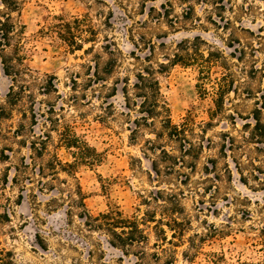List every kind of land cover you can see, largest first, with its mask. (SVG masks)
I'll return each instance as SVG.
<instances>
[{
	"label": "rangeland",
	"instance_id": "1",
	"mask_svg": "<svg viewBox=\"0 0 264 264\" xmlns=\"http://www.w3.org/2000/svg\"><path fill=\"white\" fill-rule=\"evenodd\" d=\"M21 2L20 12L13 15L24 25L23 78L14 82L0 65V247L13 251L15 264L136 263L134 255L109 244L106 232L89 229L76 210L67 214L68 199L62 197L75 183L94 216L114 207L141 216L146 209L142 197L157 190L175 195L182 207L176 216L188 222L182 240L173 239L177 245L162 246L174 255V264L264 260V142L250 133L251 113L264 103V0H195L196 20L176 29L151 17L149 7L158 8L162 0L148 1L145 7L139 0ZM184 5L173 0L174 14L181 16ZM75 18L88 37L81 50H72L57 33L60 23ZM195 36L206 42L201 44L205 55L222 54L219 64L211 65L207 93L197 87L196 66L171 65L157 76L172 122L189 120L195 133L190 138L203 149L193 168L164 160L158 161L156 174L151 161L158 160V150H148V140L177 157L178 145L165 137L155 140V130L140 119L138 107L126 106L122 80L132 82L140 68L130 52L144 57L150 53L148 43L154 42L150 61L156 66L167 62L165 55H172L176 43ZM133 39L141 48L133 46ZM112 43L121 54L115 52L116 65L105 73L109 55L103 46ZM222 76L231 90L210 117ZM10 87L23 93L12 104ZM70 130L95 149L100 161L77 165L74 176L57 170L60 179H52L49 161L74 162L71 151L60 145L61 134ZM24 161L28 165L21 168ZM153 225L145 227L146 249L157 251L161 264L166 254L153 247Z\"/></svg>",
	"mask_w": 264,
	"mask_h": 264
},
{
	"label": "trees",
	"instance_id": "2",
	"mask_svg": "<svg viewBox=\"0 0 264 264\" xmlns=\"http://www.w3.org/2000/svg\"><path fill=\"white\" fill-rule=\"evenodd\" d=\"M148 1L155 0H139L141 5L145 7ZM184 5V10L181 16L174 14L173 0H162L159 7H149L151 17H157V20H164L167 27L176 29V27L185 24L186 20L192 22L196 20L194 16V5L191 4L195 0H178ZM206 2L207 0H200ZM22 7L21 0H0V65L3 73L12 78L14 82H18L23 78L24 60L26 54L24 52L23 35L24 25L16 21L13 13H19ZM74 23V25L72 24ZM195 23V22H194ZM80 20L78 18L73 19L72 22L60 23L58 27L59 37L65 41V43L72 50H81L83 48L82 42L87 40L88 37H83V30L80 27ZM92 34V33H91ZM94 40V39H93ZM92 40V41H93ZM139 41H132L133 46L139 49L141 46ZM113 47H108V44L103 46L106 53L109 55L108 60L105 62L107 69L105 73L110 72L116 65L115 52L121 54L120 50L114 43ZM144 45L146 43H143ZM201 44L206 42L199 36H195L193 40L184 39L176 43L172 55H165L167 62H157L156 66L150 61V56L154 54L155 43L150 41L148 43L150 53L144 57H140L139 54H135L134 51L130 52L132 59L139 61L140 68L133 74L134 80L131 82L129 78H124L123 87L121 88L126 106L129 108L131 105L138 107V111L142 114L140 119L145 122L146 126H152L154 131L155 140L165 137L170 142H174L178 145L180 152L179 157L172 155L160 142L148 140L147 149L154 153L157 149V159L151 161V167L157 174L159 172L158 161L169 160L173 163L187 166L191 168L195 166V160L198 159L203 145L195 143L190 138L193 136L194 131L189 120H185L180 124L172 122L170 117V111L167 101L164 99L160 83L157 74H162L169 66L180 65L182 67L196 66L199 72L198 89L202 94L207 93V89L204 86L205 82L211 81L210 68L213 64H219V60L222 57L220 52L208 51L205 55L201 51ZM164 45V43H159ZM93 47L85 49V52L92 51ZM218 57V59H217ZM147 62V63H144ZM225 76H222V80L216 81L218 87L216 89L217 97L213 100L215 110L210 113V117L218 112V109L222 107L223 97L229 92L230 85L223 80ZM102 85H104L102 83ZM22 86V85H21ZM18 86L20 90L23 87ZM54 90L53 83L50 84ZM131 88V92L129 91ZM115 92L112 95H115ZM22 94L18 91H14L13 87H10L7 97L9 98V104L15 103L16 100L22 98ZM264 109V103L259 107H256L251 113V119L253 125L251 126V136L257 142H264V120L262 119V110ZM159 124L158 128H155V122ZM250 127V123H247ZM204 131V130H201ZM204 137V136H201ZM60 145L65 149L71 151L74 156V162L62 163L59 159L54 158L47 163V170L50 172L52 179H60L58 177V171H62L68 176H71L75 172V168L79 164L93 165L100 161V155L91 148L88 143L81 139L76 133L70 130L67 134H61ZM37 150L34 145L33 147ZM189 158V159H187ZM27 163L25 161L21 164V168H26ZM20 167H16L17 171H21ZM43 172V170L41 171ZM74 176V175H73ZM76 178V177H74ZM39 182H41L39 180ZM44 184V183H42ZM67 198L68 210L67 214L70 215L75 210L76 215L84 219V224L92 231H104L109 235V244L115 248L120 249L125 254H132L136 258L135 264H159L161 261V255L157 251L148 252L146 247L148 245V234L145 227L150 223H153L155 228L156 241L153 243L154 248H160L166 254V258L161 264H174V255L168 253L162 246L164 244L177 245L173 239H177L178 242L182 240L184 235V225L187 224L188 219L178 220L177 214H182V207L178 203L175 195H167L161 190H157L154 193H150L149 197H142V204L146 206L141 216L136 214L126 215L119 208L114 207L106 212H100L97 215H91L88 213L83 193L79 183H75V187L72 191L65 194L62 199ZM169 202L172 207L165 204ZM159 215V217H157ZM165 225L171 232L170 238L166 235V230L162 227ZM264 236V227L262 229ZM189 245H193L194 242L189 240ZM161 245V246H160ZM192 248L195 249L194 246ZM197 252L187 253V258L191 257ZM220 258V257H216ZM212 261V260H211ZM213 264H220L219 259H214ZM0 264H15L14 253L10 249L0 247ZM239 264H264V260L257 262H242Z\"/></svg>",
	"mask_w": 264,
	"mask_h": 264
}]
</instances>
